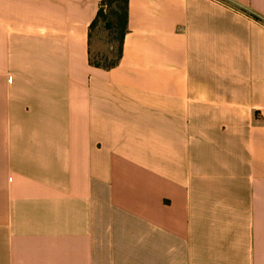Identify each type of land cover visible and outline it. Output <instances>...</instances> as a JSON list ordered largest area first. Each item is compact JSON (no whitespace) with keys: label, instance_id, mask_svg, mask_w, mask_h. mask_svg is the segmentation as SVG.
I'll return each mask as SVG.
<instances>
[{"label":"crops","instance_id":"obj_1","mask_svg":"<svg viewBox=\"0 0 264 264\" xmlns=\"http://www.w3.org/2000/svg\"><path fill=\"white\" fill-rule=\"evenodd\" d=\"M0 0V264H264V0Z\"/></svg>","mask_w":264,"mask_h":264},{"label":"rangeland","instance_id":"obj_2","mask_svg":"<svg viewBox=\"0 0 264 264\" xmlns=\"http://www.w3.org/2000/svg\"><path fill=\"white\" fill-rule=\"evenodd\" d=\"M107 20L114 21L116 16L112 9L117 6H106ZM120 45V32L116 28H108L104 18L100 17L91 29V61L94 63L108 64L116 60Z\"/></svg>","mask_w":264,"mask_h":264},{"label":"trees","instance_id":"obj_3","mask_svg":"<svg viewBox=\"0 0 264 264\" xmlns=\"http://www.w3.org/2000/svg\"><path fill=\"white\" fill-rule=\"evenodd\" d=\"M128 2L129 0H103L102 1L100 8L98 10V13L96 15V18L93 20L91 24V29L93 26L96 25L99 18L103 17L105 24L108 28H116L120 32V45H119L118 56L116 60L108 64H100V63H94V62H92V64L99 66V67H103V68H112L116 66L121 60L122 54H123V41L128 31ZM112 5L117 6V10L112 9V12L116 16L114 21L107 20L106 18L105 8L106 6H112Z\"/></svg>","mask_w":264,"mask_h":264}]
</instances>
